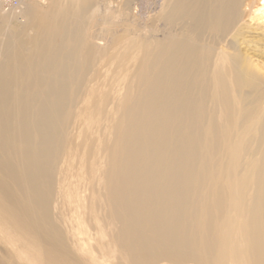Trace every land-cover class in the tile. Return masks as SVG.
Returning a JSON list of instances; mask_svg holds the SVG:
<instances>
[{
  "label": "bare ground",
  "instance_id": "obj_1",
  "mask_svg": "<svg viewBox=\"0 0 264 264\" xmlns=\"http://www.w3.org/2000/svg\"><path fill=\"white\" fill-rule=\"evenodd\" d=\"M141 1L0 0V264H264V0Z\"/></svg>",
  "mask_w": 264,
  "mask_h": 264
},
{
  "label": "rangeland",
  "instance_id": "obj_2",
  "mask_svg": "<svg viewBox=\"0 0 264 264\" xmlns=\"http://www.w3.org/2000/svg\"><path fill=\"white\" fill-rule=\"evenodd\" d=\"M45 1H47V0H45ZM99 1H100L98 3V5L100 6L99 11L98 12H94V15L91 14L90 15L91 18L87 20L88 21V25H89V28H88V32L89 33L93 32V30H94V27H93V30H90V28H91L90 23L91 22H97L98 26L95 29H100V30L106 31L107 28L108 29L111 28V25L109 26L108 23L109 22L115 23L116 20H117V16L113 15L112 13H109V11L106 10L107 9V6H108V1L109 0H99ZM148 2H149V4H147ZM151 5H152V0H146V1L145 0H142L139 3L140 11H142L141 12V15H142L141 22L143 23V21H144V24H146V23L149 22V19L150 18L149 19H147V18L152 15V12L151 13L150 12L148 13V11H150V8L149 7H151ZM145 14H146V16H145ZM113 16L115 17V19L113 18ZM117 21L120 22V23L123 22L121 19H119ZM145 21H146V23H145ZM7 28H9V30H8L9 33H12V31L13 32L18 31L17 30L18 29V23L13 22L12 26H9ZM233 264H238V263L233 262Z\"/></svg>",
  "mask_w": 264,
  "mask_h": 264
},
{
  "label": "built area",
  "instance_id": "obj_3",
  "mask_svg": "<svg viewBox=\"0 0 264 264\" xmlns=\"http://www.w3.org/2000/svg\"><path fill=\"white\" fill-rule=\"evenodd\" d=\"M19 2L20 0H2V3L4 4L5 11L19 8Z\"/></svg>",
  "mask_w": 264,
  "mask_h": 264
}]
</instances>
